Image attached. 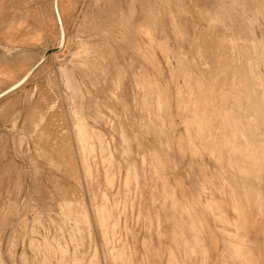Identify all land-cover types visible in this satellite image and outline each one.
Here are the masks:
<instances>
[{
    "label": "rangeland",
    "instance_id": "1",
    "mask_svg": "<svg viewBox=\"0 0 264 264\" xmlns=\"http://www.w3.org/2000/svg\"><path fill=\"white\" fill-rule=\"evenodd\" d=\"M52 3L0 0V93L58 46ZM59 11L64 47L0 100V264H179L187 188L228 243L264 224V0Z\"/></svg>",
    "mask_w": 264,
    "mask_h": 264
},
{
    "label": "crops",
    "instance_id": "2",
    "mask_svg": "<svg viewBox=\"0 0 264 264\" xmlns=\"http://www.w3.org/2000/svg\"><path fill=\"white\" fill-rule=\"evenodd\" d=\"M184 193L186 197L184 202L190 214L186 218L174 209V227L166 233L170 238L174 237V254L178 252L174 261L179 264L183 262L185 264H264V224L262 222L253 231H248L250 235L246 237L247 239L239 237L236 242L228 243L214 231L211 220L203 215L204 212L196 203L193 190L187 188ZM178 201L184 205L183 199L178 198ZM189 205H196L195 215L191 212ZM196 217L201 218L203 225L206 226L204 231L201 227L199 228L198 222L196 224ZM219 230L222 231V228L219 227ZM175 247L178 251H175ZM194 252H199L202 256L190 257Z\"/></svg>",
    "mask_w": 264,
    "mask_h": 264
},
{
    "label": "bare ground",
    "instance_id": "3",
    "mask_svg": "<svg viewBox=\"0 0 264 264\" xmlns=\"http://www.w3.org/2000/svg\"><path fill=\"white\" fill-rule=\"evenodd\" d=\"M59 1L60 0H53V3H52V9H53V14H54V17H55V20H56V23H57V26H58V30H59V40H58V42H59V44H58V46L56 47V49H59L57 52H52L49 56H53L54 54H56V53H58L60 50H62V48L64 47V43H65V38H66V36H65V30H64V28H63V22H62V18H61V15H60V11H59ZM18 9V8H17ZM211 12V11H210ZM213 12V11H212ZM153 13V12H152ZM209 13V12H208ZM206 15V14H205ZM212 16V15H211ZM206 17V16H205ZM214 19V18H213ZM129 20V19H128ZM40 21V20H39ZM10 22V21H9ZM144 24V23H143ZM170 24V23H169ZM174 25V24H173ZM211 25H213V24H211ZM216 25V24H215ZM123 26V25H122ZM147 28V27H146ZM147 31V30H146ZM149 32V31H148ZM152 32V31H151ZM154 32V31H153ZM183 33H185V32H183ZM154 35V34H153ZM179 35H180V33H179ZM186 35V34H185ZM143 36V35H142ZM179 37V36H178ZM10 38H11V36H10ZM150 38V37H149ZM148 38V39H149ZM12 39V38H11ZM14 39V38H13ZM147 39V40H148ZM151 39V38H150ZM8 40V39H7ZM20 40V39H19ZM134 40V39H133ZM178 40V39H177ZM136 41V40H135ZM178 42V41H177ZM182 42V41H181ZM156 43V42H155ZM160 43V42H159ZM187 43V42H186ZM179 44V43H178ZM136 45V44H135ZM134 45V46H135ZM158 45V44H157ZM156 45V46H157ZM196 45H197V43H196ZM136 47V46H135ZM175 49H177V47L175 48ZM3 50V49H2ZM179 50V49H178ZM151 52V51H150ZM165 52V51H164ZM170 52V51H169ZM176 52V51H175ZM174 53V52H173ZM187 53H190V52H187ZM200 53H201V51H200ZM161 54H163V53H161ZM168 54V53H167ZM8 55V54H7ZM199 55H201V54H199ZM175 56V55H174ZM177 56V55H176ZM45 54H43L41 57H40V60L38 61V63L36 64V65H38V64H40L41 62H43L44 60H45ZM181 57H182V55H181ZM154 58H155V56H154ZM168 58V57H167ZM179 58V57H178ZM52 59V58H51ZM142 59V58H141ZM166 59V58H165ZM193 59V58H192ZM180 60V59H179ZM189 61V60H188ZM235 62V61H234ZM188 63V62H187ZM155 64V63H154ZM158 65V64H157ZM182 65V64H181ZM185 65V64H184ZM187 66V65H186ZM199 66V65H198ZM33 68H35V67H33ZM33 68H31L30 70H28L23 76H22V78L20 79V80H18L13 86H11L10 88H8L7 90H5L4 92H2V93H0V100L1 99H3V97H5V96H7L8 94H10L11 92H13V91H15L16 89H18V88H20L21 86H20V84H22V82H24L25 80H27V78L29 77V76H32L31 75V73H32V70H33ZM130 68V67H129ZM180 68V67H179ZM185 68V67H184ZM158 69V68H157ZM195 69V68H194ZM220 69V68H219ZM118 70V69H117ZM159 70V69H158ZM192 70H193V68H192ZM168 71H170V70H168ZM188 71H190V70H188ZM201 71V70H200ZM210 71V70H209ZM192 72V71H191ZM198 73V72H197ZM201 74V73H200ZM222 74V73H221ZM141 75V74H140ZM169 75V74H168ZM180 75V74H179ZM205 75V74H204ZM127 76V75H126ZM184 77V76H183ZM30 78V77H29ZM121 78V77H120ZM215 78V77H214ZM221 78V77H220ZM223 78V77H222ZM141 79V78H140ZM173 79V78H172ZM207 79V78H206ZM218 79V78H217ZM120 80V79H119ZM174 80V79H173ZM195 80V79H194ZM142 81V80H141ZM218 81V80H217ZM195 82V81H194ZM197 82V81H196ZM215 82V81H214ZM170 83V82H169ZM155 84V83H154ZM24 85V84H23ZM174 85V84H173ZM191 85V84H190ZM146 86V85H145ZM167 86V85H166ZM223 88H224V86H223ZM144 89V88H143ZM179 91V90H178ZM192 91V90H191ZM201 91V90H200ZM199 91V92H200ZM143 92V91H142ZM149 92V91H148ZM193 92V91H192ZM154 93V92H153ZM150 94H152V93H150ZM201 94V93H200ZM120 95V94H119ZM143 96V95H142ZM200 98V97H199ZM144 99V98H143ZM141 101V100H140ZM144 102V101H143ZM164 103V102H163ZM220 103V102H219ZM208 104V103H207ZM124 105V104H123ZM203 105V104H202ZM199 106V105H198ZM223 106V105H222ZM169 107V106H168ZM202 107V106H201ZM245 107V106H244ZM206 108V107H205ZM208 109V108H207ZM223 109V108H222ZM204 110V109H203ZM202 110V111H203ZM210 110V109H209ZM245 110H246V108H245ZM206 111V110H205ZM198 112V111H197ZM201 112V111H200ZM131 113V112H130ZM216 113V112H215ZM205 114V113H204ZM227 114V113H226ZM250 115V114H249ZM178 116V115H177ZM193 116V115H192ZM232 116V115H231ZM192 118V117H191ZM165 119V118H164ZM169 119V118H168ZM214 119V118H213ZM210 120V119H209ZM170 121V120H169ZM198 121V120H197ZM204 121V120H203ZM167 122H168V120H167ZM225 122V121H224ZM171 124V123H170ZM187 124V123H186ZM227 124V123H226ZM201 125V124H200ZM141 128V127H140ZM201 129V128H200ZM245 130V129H244ZM159 131V130H158ZM169 131V130H168ZM258 131H260V130H258ZM197 132V131H196ZM225 133H227V132H225ZM243 133V132H242ZM195 134V133H194ZM263 134V133H262ZM156 135V134H155ZM163 135V134H162ZM224 136H225V134H224ZM231 137V136H230ZM198 138V137H197ZM196 138V139H197ZM201 138V137H200ZM167 138L165 137V140H166ZM250 139V138H249ZM168 140V139H167ZM153 144V143H152ZM166 144V143H165ZM223 144V143H222ZM239 147V146H238ZM237 147V148H238ZM247 147V146H246ZM243 148V147H242ZM232 149V148H231ZM222 150V149H221ZM227 150V149H226ZM237 150V149H236ZM256 150V149H255ZM237 152V151H236ZM257 152V151H256ZM221 153V152H220ZM155 154V153H154ZM244 154V153H243ZM178 155V154H177ZM247 155V154H246ZM252 155V154H251ZM245 159V158H244ZM243 160V159H242ZM159 161V160H158ZM157 161V162H158ZM238 161H240V160H238ZM247 161V160H246ZM259 162V161H258ZM223 164V163H222ZM239 166V165H238ZM255 166V165H254ZM162 167V166H161ZM262 168V167H261ZM214 169V168H213ZM258 169V168H257ZM236 170H237V168H236ZM215 171V170H214ZM235 171V170H234ZM251 171V170H250ZM254 171H256V170H254ZM263 171V170H262ZM237 172V171H236ZM160 173H162V172H160ZM224 173V172H223ZM226 173V172H225ZM222 175V174H221ZM232 177V176H231ZM250 178V177H249ZM236 182H237V180H236ZM232 183V182H231ZM231 185V184H230ZM234 185V184H233ZM261 186V185H260ZM250 189V188H249ZM176 191V190H175ZM238 192V191H237ZM246 193V192H245ZM249 193V192H248ZM172 194V193H171ZM246 196V195H245ZM244 199V198H243ZM261 199V198H260ZM245 200V199H244ZM195 204V203H194ZM252 204H253V202H252ZM190 206V209H191V212L192 213H194V215H195V206L196 205H194V206H192V205H189ZM249 206V205H248ZM242 207V206H241ZM262 207V206H261ZM238 209V208H237ZM256 210V209H255ZM197 211V210H196ZM243 213V212H242ZM197 215V214H196ZM239 215V214H238ZM193 217V216H192ZM195 217V216H194ZM243 217V216H242ZM196 219H197V221H196V224H197V222H198V225H200L199 226V228L201 227V229L204 231L205 230V228H206V226L205 225H203V222H202V220H201V218H198V217H196ZM195 221V220H194ZM247 225V224H246ZM235 227H237V226H235ZM216 236V235H215ZM245 237V236H244ZM247 239V238H246ZM253 249V248H252ZM243 255V254H242Z\"/></svg>",
    "mask_w": 264,
    "mask_h": 264
},
{
    "label": "water",
    "instance_id": "4",
    "mask_svg": "<svg viewBox=\"0 0 264 264\" xmlns=\"http://www.w3.org/2000/svg\"><path fill=\"white\" fill-rule=\"evenodd\" d=\"M58 50H59V49H51V50H48V51L45 53V57H44L45 60H46V58H47L52 52H57ZM45 60H44V61H45ZM44 61H43V62H44ZM43 62H41L40 64L36 65L35 68H33L31 75L34 73V71L37 69V67H38L39 65H41ZM29 77H30V76H29ZM29 77H28V78H29ZM28 78H27V79H28ZM25 81H26V80H25ZM25 81H24V82H25ZM24 82H22V84H23ZM22 84H20V86H21Z\"/></svg>",
    "mask_w": 264,
    "mask_h": 264
}]
</instances>
